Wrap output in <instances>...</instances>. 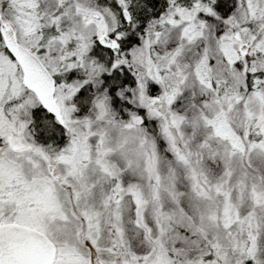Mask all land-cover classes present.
<instances>
[{
	"label": "snow or ice",
	"instance_id": "6c2138e0",
	"mask_svg": "<svg viewBox=\"0 0 264 264\" xmlns=\"http://www.w3.org/2000/svg\"><path fill=\"white\" fill-rule=\"evenodd\" d=\"M0 264H264V0H0Z\"/></svg>",
	"mask_w": 264,
	"mask_h": 264
}]
</instances>
